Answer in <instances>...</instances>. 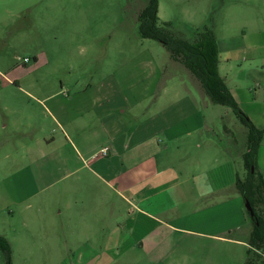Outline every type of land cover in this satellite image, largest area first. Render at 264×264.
Segmentation results:
<instances>
[{
	"label": "crops",
	"instance_id": "crops-1",
	"mask_svg": "<svg viewBox=\"0 0 264 264\" xmlns=\"http://www.w3.org/2000/svg\"><path fill=\"white\" fill-rule=\"evenodd\" d=\"M239 51L242 49L229 50L226 63L236 62L243 55ZM222 78L249 116L256 110L254 114L264 119L262 110L254 108L261 105L264 86L261 94L254 96L251 90L230 88L227 77ZM86 87L77 83L68 96L62 97L60 92L38 102L42 110H36L51 117L53 129L45 126V120L42 126L40 115L34 113L37 120L34 114L28 116L8 133H22L21 127L29 129L37 122L33 130L40 129L41 136L31 141L36 148L30 145L27 149L31 163L26 173L12 176L20 189L0 205L2 230L11 229L12 225H3L7 222L2 221L7 213L15 215L14 206L21 208L49 190V203L54 201L60 209L54 212L40 206L33 210L28 205L20 217L21 225L29 230L35 223H28L25 216L36 215L40 220L37 228L45 232V243L56 247L54 255L63 263L111 264L134 259L138 252L140 261L149 264L179 261L184 256L174 253L176 247L191 243L200 246L207 241L249 249L252 223L245 200L236 189L237 178L244 173L218 139L213 125L217 120L208 124L200 106H196L199 100L183 97L159 115L140 122H135V117L125 121L127 107H131L128 99L89 96ZM205 94L200 102L210 110L213 107ZM118 103L127 106L123 112ZM252 122L264 130L263 121L261 125ZM229 133L225 129L227 136ZM104 148H109V155L96 158ZM258 164L264 174V137ZM61 184L63 189H54ZM16 228L11 229L13 236L18 234ZM0 236L11 244L6 233ZM0 264H4L1 252Z\"/></svg>",
	"mask_w": 264,
	"mask_h": 264
},
{
	"label": "rangeland",
	"instance_id": "rangeland-1",
	"mask_svg": "<svg viewBox=\"0 0 264 264\" xmlns=\"http://www.w3.org/2000/svg\"><path fill=\"white\" fill-rule=\"evenodd\" d=\"M159 3V18L172 24L174 34L193 40L197 30H213L222 51L220 75L227 77L230 88L251 90L254 96L261 94L264 0H159ZM148 4L149 0H0V205L6 204V198L20 189V183L13 181L12 176L26 173L31 163L27 149L30 145L36 148L37 144L31 141L41 136L40 129L33 130L37 122L29 129L21 127L22 133H8L15 123L26 121L28 116L32 118L34 113L40 115L38 122L42 126L45 120V126L53 129L51 117L36 110H42L38 102L60 92V96H68L77 83L87 85L89 96H110L115 101L128 99L131 107L117 105L121 112L127 107L125 121L127 117L140 122L159 115L179 104L183 97L188 96L193 102L199 100L196 106H200L208 124L217 120L213 125L218 139L245 174L243 155L248 151V129L230 107L209 101L213 108L206 109L204 102H200L205 93L200 81L183 64L174 61L163 44L140 36L138 17ZM232 47L242 49L239 52L243 55L227 64V52ZM260 101L261 105L258 103L254 108L262 110L260 116L264 117L263 92ZM242 111L254 123L264 122L254 114L256 110L251 118ZM55 128L60 138L58 126ZM225 129L230 131L229 136ZM56 145L59 147V142ZM63 187L61 184L54 189ZM49 193L52 191L45 190L21 208L14 206L13 216L5 214L2 222L7 224H2L12 225L11 229L17 227L18 232L13 240L14 229L0 228V234L6 233L11 241L13 264H69L59 261L62 258L54 255L56 247L45 243V232L37 228L40 220L36 215L25 216L28 223H35L29 230L21 225L20 217L23 218L28 205L33 210L40 206L54 212L60 209L54 201L49 203ZM1 217L2 214L0 221ZM247 252L246 247L236 244L191 243L175 248L174 253L184 256L181 260L152 264H245ZM137 255L111 264H149L141 262Z\"/></svg>",
	"mask_w": 264,
	"mask_h": 264
},
{
	"label": "trees",
	"instance_id": "trees-1",
	"mask_svg": "<svg viewBox=\"0 0 264 264\" xmlns=\"http://www.w3.org/2000/svg\"><path fill=\"white\" fill-rule=\"evenodd\" d=\"M159 7V0H149V4L140 13V36L163 44L172 59L183 64L200 81L210 101L215 105L230 107L249 131L248 151L244 155L245 174L243 178H237L236 189L245 203L249 202L254 210L253 217L246 210L252 223V232L245 264H264V174L258 164L264 130L258 129L242 111L221 77L219 45L213 30H197L193 40H187L172 32L171 23L161 21ZM0 252L4 264H13L12 247L2 236Z\"/></svg>",
	"mask_w": 264,
	"mask_h": 264
},
{
	"label": "built area",
	"instance_id": "built-area-1",
	"mask_svg": "<svg viewBox=\"0 0 264 264\" xmlns=\"http://www.w3.org/2000/svg\"><path fill=\"white\" fill-rule=\"evenodd\" d=\"M26 62H28V60H26ZM110 153V150L109 148H104L103 150H101L98 154L95 155V157H99V156H102V157H107Z\"/></svg>",
	"mask_w": 264,
	"mask_h": 264
},
{
	"label": "water",
	"instance_id": "water-1",
	"mask_svg": "<svg viewBox=\"0 0 264 264\" xmlns=\"http://www.w3.org/2000/svg\"><path fill=\"white\" fill-rule=\"evenodd\" d=\"M253 171H254V170H252V172H253ZM245 206H246V210L249 211L250 214H251V216L253 217V216H254V210H253L251 204H250L249 202H246Z\"/></svg>",
	"mask_w": 264,
	"mask_h": 264
}]
</instances>
